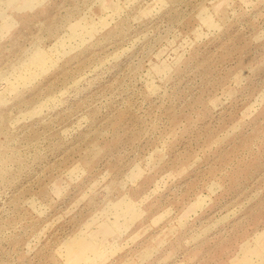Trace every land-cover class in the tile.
Masks as SVG:
<instances>
[{
  "label": "rangeland",
  "instance_id": "rangeland-1",
  "mask_svg": "<svg viewBox=\"0 0 264 264\" xmlns=\"http://www.w3.org/2000/svg\"><path fill=\"white\" fill-rule=\"evenodd\" d=\"M0 264H264V0H0Z\"/></svg>",
  "mask_w": 264,
  "mask_h": 264
}]
</instances>
